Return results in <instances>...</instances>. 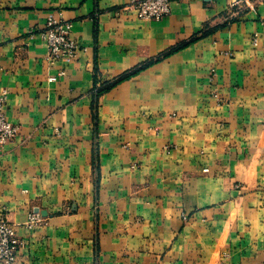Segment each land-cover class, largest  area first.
<instances>
[{
	"label": "crops",
	"instance_id": "obj_1",
	"mask_svg": "<svg viewBox=\"0 0 264 264\" xmlns=\"http://www.w3.org/2000/svg\"><path fill=\"white\" fill-rule=\"evenodd\" d=\"M131 1L0 0L13 264H264V0Z\"/></svg>",
	"mask_w": 264,
	"mask_h": 264
},
{
	"label": "built area",
	"instance_id": "obj_2",
	"mask_svg": "<svg viewBox=\"0 0 264 264\" xmlns=\"http://www.w3.org/2000/svg\"><path fill=\"white\" fill-rule=\"evenodd\" d=\"M248 1L251 0H227L229 15L241 12ZM170 3L171 0H132L128 8L133 10L138 19L160 21L169 15ZM69 27L57 20L49 19L39 32L47 44L49 60L74 56L77 46L68 37ZM6 100L7 91L0 92V149L11 142L18 132V127L11 124L6 118L4 112ZM183 219L186 218L183 217ZM38 221L37 214H31L27 227H32ZM22 246L23 242L17 237L14 226L10 224L4 214H0V264H13Z\"/></svg>",
	"mask_w": 264,
	"mask_h": 264
}]
</instances>
